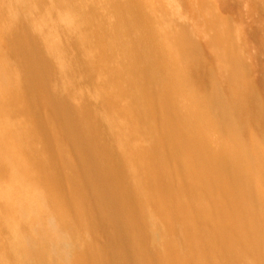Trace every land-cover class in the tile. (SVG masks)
<instances>
[{
    "label": "bare ground",
    "instance_id": "obj_1",
    "mask_svg": "<svg viewBox=\"0 0 264 264\" xmlns=\"http://www.w3.org/2000/svg\"><path fill=\"white\" fill-rule=\"evenodd\" d=\"M202 3L0 0V264H264V71Z\"/></svg>",
    "mask_w": 264,
    "mask_h": 264
},
{
    "label": "rangeland",
    "instance_id": "obj_2",
    "mask_svg": "<svg viewBox=\"0 0 264 264\" xmlns=\"http://www.w3.org/2000/svg\"><path fill=\"white\" fill-rule=\"evenodd\" d=\"M203 0L204 13L201 14V40L210 50L212 35L217 26L229 31L240 33L245 46L244 60L258 70L264 71V52H258V46L264 47V9L260 8L261 0ZM224 3L229 9L221 11ZM206 30V32H205ZM215 33V32H214ZM210 38V39H209Z\"/></svg>",
    "mask_w": 264,
    "mask_h": 264
}]
</instances>
